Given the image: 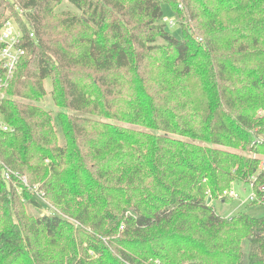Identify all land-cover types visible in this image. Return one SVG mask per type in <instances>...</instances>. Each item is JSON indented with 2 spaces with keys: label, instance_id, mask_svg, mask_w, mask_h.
I'll return each instance as SVG.
<instances>
[{
  "label": "trees",
  "instance_id": "obj_1",
  "mask_svg": "<svg viewBox=\"0 0 264 264\" xmlns=\"http://www.w3.org/2000/svg\"><path fill=\"white\" fill-rule=\"evenodd\" d=\"M62 1L0 0L26 49L0 101V264H264V217L208 202L240 182L264 205V0H66L81 16L56 17ZM24 176L70 221L29 215Z\"/></svg>",
  "mask_w": 264,
  "mask_h": 264
},
{
  "label": "rangeland",
  "instance_id": "obj_2",
  "mask_svg": "<svg viewBox=\"0 0 264 264\" xmlns=\"http://www.w3.org/2000/svg\"><path fill=\"white\" fill-rule=\"evenodd\" d=\"M162 9L164 12V17H167L168 19L174 21L175 26L172 28L165 27L161 23V21L159 24L163 25L165 28V31L169 33L171 36H174L177 39H182L183 38L182 34L185 30H187L188 25L182 24V19L179 18V15L178 16L175 15L170 5L163 4ZM54 15L56 17L68 16V15L81 16V12L77 8H75V6L70 4L68 1L63 0L61 3H59L55 7ZM156 44L164 45L165 43L162 39H157ZM44 88H45V91L47 92V96L46 98H44L42 103H39V106L43 108L46 112L51 113L53 116H55L58 112V109L55 107V104L50 96V91L52 89L50 82L46 81L44 83ZM6 97H7L6 99L13 98V96L9 94ZM29 103L34 104L32 102H29ZM58 138H59V143L63 145L64 137L60 131H58ZM261 161L264 162V157H262ZM23 178L27 179L26 176H24ZM21 182L22 183L18 184V186L21 188V190L23 188V190H25L26 192V194L22 193V195L25 196V197L22 196L23 197L22 199H23L24 209L29 215L37 217L40 214L41 215L42 214L51 215L52 213L56 212L58 215L70 221V219L63 216L59 210L57 211L55 208L47 205V202L45 200L44 202L41 201L42 203H44L42 210L41 209L38 210L35 207H33L29 202L31 198H33V196L42 200V198L39 197L38 185L33 186L30 182H28V179H27V183H24L23 181ZM13 186L16 187L17 185L14 184ZM224 195L229 200H232V201L229 203H224L221 201L220 198L208 197V202L214 207V209L220 216H223L225 218H230V217L237 216L239 213H245L253 218H263L264 217V205H261V204L252 205L253 192H252V187L250 184L237 182L233 184L231 193L224 194ZM89 233H92V232H89ZM247 248H248V243H245L244 244L245 251L247 250Z\"/></svg>",
  "mask_w": 264,
  "mask_h": 264
},
{
  "label": "built area",
  "instance_id": "obj_3",
  "mask_svg": "<svg viewBox=\"0 0 264 264\" xmlns=\"http://www.w3.org/2000/svg\"><path fill=\"white\" fill-rule=\"evenodd\" d=\"M161 23L170 28L175 26V22L167 17H163ZM25 54L24 34L17 22L13 18L7 17L0 29V101L6 98L5 90L14 81ZM1 129L9 131L4 125L1 126ZM260 169H264V162L260 164ZM4 176L7 181H10L12 174L10 172L5 173ZM21 181L27 183L26 178H22ZM43 196V194H39V197L42 198Z\"/></svg>",
  "mask_w": 264,
  "mask_h": 264
}]
</instances>
